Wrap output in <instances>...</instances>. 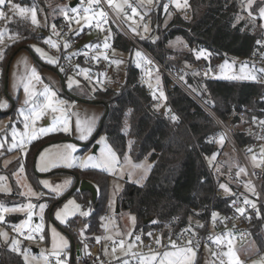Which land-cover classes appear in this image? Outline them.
<instances>
[{
  "label": "trees",
  "instance_id": "obj_1",
  "mask_svg": "<svg viewBox=\"0 0 264 264\" xmlns=\"http://www.w3.org/2000/svg\"><path fill=\"white\" fill-rule=\"evenodd\" d=\"M13 1L28 6L44 5L43 0ZM248 1L187 0L190 17L185 19L179 12L171 10L172 18L165 25L161 14L160 28V5L157 4L146 15L150 18L149 32L137 38L165 68L179 76L180 82L193 96L222 121L232 118V109L250 116L259 115L264 108V83L219 80L204 76L199 67H208V64L203 59H197L194 51L209 52V62L212 65L228 56L249 58L257 47L258 38L264 33V27H261L263 22L259 17L264 0H254L248 10H245ZM243 15L247 17L243 19ZM57 19L59 18L54 22ZM9 28L15 32L20 30V34L28 38L13 41L3 51V56L7 59L2 70L3 79L10 57L13 58L16 55L14 53L21 49L30 50V43L43 38V34L37 35L26 20H17ZM104 34L107 35L106 42L112 50L129 55L125 61L123 77L116 70V58L112 56L114 67L108 77H101L95 84L79 79V87L69 91L63 89L61 95L79 103L102 107L103 113L95 132L101 125L99 134L105 135L108 144L119 157L127 153L133 162L147 159L151 164L141 185L126 182L124 190L117 197L119 209L124 207L135 216L134 234L146 231L151 226L163 229L165 233L170 232L173 236L183 231L200 234L207 230L212 213L219 216L218 223L226 217L228 204L234 198L232 193L242 195L239 188L225 179L215 178L211 173L213 166L225 164L221 155L226 145L232 146L222 135L212 116L177 85L165 91L166 106L174 112L175 119L157 114L154 97L146 92V86L139 80V64L137 66L131 58L133 52L139 51L112 20L107 21ZM70 36L78 35L70 31ZM175 37L185 41L186 50L174 51L166 47L167 42ZM97 41L101 43L100 40L95 42ZM141 60L140 54L138 62ZM64 75L66 74L63 73L62 76ZM163 81L167 85L170 79L163 76ZM244 133L240 132L236 136L241 148H245L251 140V135L246 136ZM88 141L89 139L85 143ZM218 141H223L221 146ZM49 142L33 141L22 160L26 174L34 185V156ZM91 145L92 143L84 147ZM212 157L214 159L210 161ZM17 164L16 161L11 165L10 171L0 170L8 175L11 183L13 180L9 175L18 167ZM63 173L72 176L71 189L76 178L86 179L97 188L98 198L95 203L91 202L88 192L76 190L71 193L77 196L81 206L91 207V214L84 220V233L87 238L95 240L93 236L99 233V219L104 213L109 176L93 169L55 170L48 176L57 177ZM221 185L228 189L230 196L217 193V189L222 188ZM12 186V194H0V206L19 201L16 192L18 188L13 183ZM57 200L46 198L52 208L60 202ZM147 219H151V222L144 224ZM77 222V218H73L63 227L72 245L75 237L71 230ZM245 231L246 239L252 240L256 247L253 256L264 252V208L260 209L259 217L253 219ZM0 264L24 262L7 244L0 243Z\"/></svg>",
  "mask_w": 264,
  "mask_h": 264
},
{
  "label": "rangeland",
  "instance_id": "obj_2",
  "mask_svg": "<svg viewBox=\"0 0 264 264\" xmlns=\"http://www.w3.org/2000/svg\"><path fill=\"white\" fill-rule=\"evenodd\" d=\"M71 1L73 0H43L44 5L33 4L28 6L19 4L12 0L13 3L19 5L21 8L29 9V11L23 15L17 11L11 10L10 6L7 4L3 7H0V11H3L6 15L5 19H0V33L3 34L2 39H0V170L3 172L10 171L12 169L11 165L17 161L18 167L9 176L12 177L13 185L18 188L16 192L19 196V201L17 203L0 206V209H17L16 211L3 213V221L0 222V233H5L6 236H0V243L7 244L8 248L12 249L13 241H16L15 247L19 251L14 252L17 255H20L24 264H46L45 260L47 258H56L62 253H65L69 256L71 242L67 233L63 231V227H65L68 221L73 218L84 221L91 214V207L87 205L85 207L81 206L75 194L66 196L71 191V185L73 182L71 175L63 173L60 176L53 177L48 176V174L55 170L79 171L84 169H93L102 171L109 176L106 190V200L104 203V211L108 213V217H103L100 215L99 233L93 236L95 241L102 244V257L113 264H124V261H128V264H139V259L141 256L149 257L157 252L146 251L141 245H137V241L142 240V234H134V228L136 224L135 216L124 207H121L119 212L116 213L117 197L124 190L126 182L133 183L135 185H141L149 173L151 164L147 159H143L139 162H133L127 153L123 157H119L108 144L104 134H98L91 146L84 148L81 146V144L85 143V141H83L85 139H79L80 133L76 131V121L79 119L82 125L85 123H91L93 125L95 120L97 121L96 117L98 118L100 111L101 109L103 110V108L97 105L81 104L75 100L67 99L61 95L63 89L69 91L74 87H79L80 80L77 77H72L69 75L62 76V68L58 63V51L55 50L51 52L47 49L48 44L45 43V40L50 38L44 35L47 30L53 28L54 20L56 18L64 19L70 25L71 31H74L79 37L82 36V44L88 45L92 42H95L96 40H100L101 45L104 46V44L107 43V35L104 34V28L101 25L98 27L96 21L93 19L86 22L84 9H89L92 5L89 4L88 0H79L77 5H75L73 8L69 7V3ZM104 1L106 2V0ZM253 1L254 0H251L250 5L249 1L246 2L245 10H248ZM130 3L135 4L134 8L136 9V16L144 17L145 15H148L151 9L154 8L155 5L159 3V1L152 0V2L149 3L148 0H113V4L111 5L113 13L120 21L122 19L123 21L130 23L131 26L128 25L127 29L131 35L135 36L136 38L145 36L149 32V25H140V23L135 22L133 14L130 16L124 14V8ZM177 3L180 4L179 8L176 7ZM106 4L109 5L108 3ZM116 5L120 6L119 11L117 10ZM172 7L175 11L182 13L185 10H189V7L187 6V0H173ZM261 8H264V5ZM33 9L35 10L37 20V24L35 25L32 23ZM73 9H76V11L74 12ZM162 9V16L164 19L163 24L165 25L172 18V13L171 10H168L165 8V6ZM80 10L83 11V14L81 15H79ZM101 11L103 12L101 8L96 10L98 17V13ZM65 12H67L68 18L65 17ZM87 15L91 17L92 12L89 11ZM182 17L185 19L189 18L184 15ZM246 17L247 15L242 16L243 19ZM21 19L28 21L30 26L34 29V31H36L37 35L42 33L43 38L41 40H36V42L34 41L30 43V50L21 49L17 53L15 52L16 55L11 61L10 59L8 60L7 64L9 67L7 72V81L5 84L3 79L4 71L2 70L4 69L3 67L7 62V59L3 56V51L13 41L28 38V36H22V34H20V30L15 32V30L12 31L9 28L10 24H14L17 20ZM261 20L264 24V19ZM89 23L91 26H89ZM34 35L36 38L35 32ZM50 40L55 42L53 39ZM166 47L174 51H183L187 49L185 41L179 37L169 40L166 44ZM36 48L41 49V51L46 54V57L54 59L57 61V63L52 64L46 62V59H43L41 55L35 51ZM194 55L197 59H203L206 61L210 70V78L212 79L250 82L264 80V74L262 71H259L261 66H259L255 61H252L250 58L228 56L212 65L209 62V52L205 50H199L194 51ZM112 56L116 58V70L119 71L121 77H123L124 66L126 64L125 61L129 58V55L112 50ZM131 58L138 66L140 62H138L139 56L136 52H133ZM242 65H247V70L245 73L240 72ZM32 69H35L41 77V82H33L34 90L39 93L43 92L45 87H48L51 91L56 93V96L53 98L54 100H62L66 102L63 105H58V107L66 109V111H58L55 113L48 111L42 119L36 122L35 125H32L31 121H29V127L25 129V121L23 117L19 115V113L21 111L26 112L32 103V101H30L29 104L24 103L26 96L23 89V83L27 82ZM166 70L177 79L175 82H173V85H177L187 92L188 95H190L207 113H209V110L184 87V85L180 82L179 76L175 75L167 68ZM253 70H256V80L233 78L243 77L247 75V72H251ZM157 73L158 72L154 73L153 76L157 78L154 82L150 83V85L159 84L163 87L162 74ZM69 77H71L73 81L71 87H69ZM154 95L155 94H153V96ZM157 95V97L161 98L162 100L161 104L165 105V91L162 90ZM34 101L36 103H44V97L37 95L34 98ZM64 117L69 120L71 128L70 133L66 134L65 132L59 130L51 131L47 134H41L39 132L40 128L42 127L52 128L53 120L55 118ZM33 130H35L37 133V137L35 139H31L30 142L26 140L25 146L21 148L19 146V141L24 138L25 132H27L30 136ZM13 131L17 133L15 141L13 140ZM85 135L86 138L91 139L95 135V131H91L90 134L85 133ZM36 140H47L50 142L47 146L40 149L35 157V161L33 163V174L35 177L34 185L31 183L29 177L26 174L24 166L25 164L22 162V160L27 154L31 143ZM222 142L223 141H218V145L221 146ZM14 143L16 144L15 147H13ZM67 145H73L75 147V151L67 148ZM94 146H97L95 152H93ZM109 150L111 153L115 154L118 160V163H116L113 168L109 169L103 165L101 167H82V165L88 160L90 156L95 158L93 162H99L107 158L109 156ZM64 153L71 154L73 166H65L63 162L59 163L56 167L45 166V159L49 161L57 160L60 154ZM221 156L224 157L222 158L225 162L224 165L228 166L230 169L237 170L236 176L238 179L243 181V189L247 195H252L253 190L251 187H248L245 170L233 148L229 145H226ZM246 158L249 162V165L253 168L256 164L255 159H253L255 158L253 153L246 155ZM213 159L214 157H212V160L210 161H213ZM210 161H208V163L211 166ZM41 168H44L45 170L42 171ZM241 169H243V171H241ZM3 172H0V177L3 178L0 179V194L10 195L12 194L13 186L8 175ZM44 181L47 182L49 187H45V184L43 183ZM229 183L232 184L231 182ZM21 193H23V195ZM225 193L226 195H229V191H225ZM49 197L58 199L57 201L60 202L52 208L46 201V198ZM245 200L248 201V198H245ZM70 201L72 203H69ZM28 204H32L33 207L29 209L27 207ZM41 206H43V210H41ZM57 212L61 213V217L65 220L64 223H61V221L56 218ZM84 213H87V215H84ZM214 213L211 214L207 223V232L209 235H213L216 232V227L218 224L217 219L219 216L217 213H215L216 216L214 220ZM29 214H31L32 217L31 221L29 223H25L28 221ZM40 220H42L43 223H40ZM38 224L43 225L42 231H35L36 225ZM7 226H15L20 233H35L38 238L30 240L27 238L28 236H26L24 240H19L9 232ZM84 228L85 226L80 232L83 237H86ZM53 229H55V235L53 233ZM137 236L140 237V240H136ZM216 239L219 238L214 237L212 239L211 242L213 245L217 244L214 242ZM225 239L229 240V236H226ZM234 240L235 239H233V242H231L230 245L232 251L235 252L239 264H245V257L252 256L251 254L255 252L256 247L250 239H245L243 241ZM120 241H124L123 248L119 247ZM171 242V240L167 241L170 248L163 251L162 253H159L160 256H162L166 251L171 252L176 250L171 247ZM133 244L134 247L129 248V245ZM176 247L188 248L179 246ZM114 248L116 249L115 252L113 251ZM34 249H36L37 252H35ZM228 250L229 244H226L223 247V253L227 252ZM193 251L195 252V256L191 259V264H215L214 260L216 255H213L214 251L211 245L208 244L203 247L201 258H198L196 250L193 249ZM25 255H27V260L25 259ZM259 256L264 257V252H262ZM159 258L160 257L158 256L157 264ZM252 258H254V261L251 264H259L256 261L257 256ZM60 264H66V262H60ZM225 264H228V258L226 256Z\"/></svg>",
  "mask_w": 264,
  "mask_h": 264
},
{
  "label": "built area",
  "instance_id": "obj_3",
  "mask_svg": "<svg viewBox=\"0 0 264 264\" xmlns=\"http://www.w3.org/2000/svg\"><path fill=\"white\" fill-rule=\"evenodd\" d=\"M86 1V0H85ZM160 5V19L158 20V27H161V14L162 8L167 6L168 10H174L172 7L173 0H158ZM132 7L128 5L124 8L125 15H132V8H134L133 3H130ZM103 10L105 16L101 19L97 16L96 10ZM90 11L92 12V19L94 21L100 20V25L106 28V23L108 20L115 22V25L124 33V35L129 39V41L134 45V47L142 55V60L139 63V80L146 86V92L153 96L156 104V113L163 114L169 119L174 118V112L165 105L161 104V98L157 97L158 93L162 90L166 91L171 89L173 82L177 80L173 75H171L164 65L160 63L144 46L140 44L137 38L128 31V25L130 23L121 21L113 13L112 6L106 4L104 0H100L98 4H92L90 6ZM83 14V11H79V15ZM181 16L190 17L189 10H185L183 13L179 12ZM122 18V17H120ZM134 20L140 25H149L150 18L146 15L144 17H139L134 15ZM106 20V22H105ZM125 24V26H124ZM55 28L46 31L44 36L55 40L58 48H52L49 45L47 49L51 52L58 51V63L63 69V73L66 75L77 77L90 84L98 83L100 78L108 77L113 71V58L112 49L108 47L104 48L99 41L92 42L88 44L90 47H85L87 44H82V36H70V26L67 22L59 18L54 22ZM136 30V29H135ZM138 31V30H136ZM257 41L264 42V33ZM65 43L68 47L65 48ZM249 58L255 61L261 69H264V43L258 44L257 47L251 52ZM200 72L204 76H210V70L206 65H201L199 67ZM159 71L163 76H167L170 82L165 85L163 81V87L159 84L150 85L152 83L151 77ZM264 74V72H262ZM171 75V76H170ZM258 82L264 83V80ZM216 124L221 130L222 135L230 143L233 150L237 154L247 177L248 187L252 188V195H247L243 189V181L238 179L236 176L235 169H230L226 165H216L211 168V173L215 178L225 179L231 182L233 186L241 190V196L232 193L234 198L228 204V213L226 217L217 224L216 232L213 235H209L207 230L200 233L194 234L188 231H183L173 236L170 232L165 233L163 229L151 226L146 231L140 232L142 234V240L137 241V245H141L146 251H154L157 253H162L163 251L170 248L167 241H174L176 246L179 247H191L197 251L198 258L202 257V249L206 245H211L216 258L214 260L215 264H221L224 261L225 256L223 253V247L229 244V240L232 237H236L238 240H245L247 234L245 228L251 224L252 220L259 217L260 209L264 208V124L260 121L264 120V108L259 115L250 116L245 112H237L232 109V118L226 119L224 121L217 118L214 114L209 111ZM240 132H245L247 136L251 135V140L247 143L245 148H241L236 141V136ZM253 153L255 156L256 164L252 168L247 161L246 155ZM217 193L226 195L224 188H218ZM245 198H248V203H245ZM238 209H243V212L237 211ZM103 217H108V213L104 211ZM40 223H43L40 220ZM85 226L83 220H78L77 224L72 228L71 232L75 239L73 242V256L66 255L65 253L60 254L58 257H49L45 260L46 264H57V260L60 262H66V264H113L110 261L105 260L102 257V244L95 240H91L87 237L81 235V229ZM9 232L17 239L24 240L26 236L31 235L30 240L37 239L35 233L26 232L20 233L15 226H7ZM151 233V236L148 234ZM229 236V240L225 239ZM217 237L221 239L220 244H212V239ZM160 240V244L156 243V240ZM191 241V244H189ZM261 253L257 254V262L259 264H264V257H260ZM255 256V257H256ZM254 257V256H253ZM254 258L250 257L245 261V264H251Z\"/></svg>",
  "mask_w": 264,
  "mask_h": 264
},
{
  "label": "snow or ice",
  "instance_id": "obj_4",
  "mask_svg": "<svg viewBox=\"0 0 264 264\" xmlns=\"http://www.w3.org/2000/svg\"><path fill=\"white\" fill-rule=\"evenodd\" d=\"M89 4H98L100 3V0H88ZM149 3L152 2V0H148ZM106 3H108L110 6L113 4V0H106ZM9 5L10 9L13 11H17L19 12L21 15L27 13L29 11V9L27 8H21L19 5L15 4L12 2V0H0V7H3L5 5ZM251 4V0H249V5ZM129 7H132L131 5H128ZM117 10H120V6L116 5ZM176 7L179 8L180 4L177 3ZM165 8H167V6H165ZM73 11L75 12L76 9H73ZM90 11V9L85 8L84 9V13H85V20L90 21L92 19V17H89L87 14ZM132 14L136 15V9L132 8ZM65 17L68 18L67 16V12L64 13ZM99 17L101 19H104L105 14L101 11L100 13H98ZM251 15V13H250ZM260 17L261 19H264V8H261L260 10ZM6 15L3 11H0V19H5ZM10 19V18H9ZM79 22V21H77ZM106 22V20H105ZM32 23L35 25L37 24V20H36V14H35V10H32ZM96 24L99 27L100 26V20H96ZM89 26H91V24L89 23ZM261 27H264V24L261 25ZM53 28H55V25H53ZM2 33H0V39H2ZM45 43L48 44L50 47L52 48H58V45L53 42L52 40L48 39L45 40ZM258 44L264 43L261 41H257ZM68 45L67 43H65V48H67ZM85 47H90L88 45H86ZM109 45L107 43L104 44V48H108ZM35 51L37 53H39L41 55V57L43 59H46V62L48 63H52L55 64L57 63V61H55L54 59L48 58L46 57V54L43 53L41 51V49L36 48ZM137 55L139 56L140 54L137 53ZM247 70V65H242L240 68V72L241 73H245ZM63 71V69H62ZM255 71L253 70L251 72H247V75L243 76V77H233L235 78H244V79H250V80H256L257 76L255 75ZM259 71L264 72V69H260ZM33 82H41V77L39 76V74L36 72L35 69L31 70L30 76L27 79V82L23 83V89H24V93L26 96V99L24 101L25 104H29L30 101H32L30 107L28 108V110L26 112L21 111L19 113L20 116L23 117L24 121H25V129H27L29 127L28 122L31 121L32 125H35L37 121H39L40 119L43 118L44 115H46V113L48 111H51L53 113L58 112V111H66V109H62L60 107H58V105H63L66 102L62 101V100H54L53 98L56 96V93L51 91L48 87H45L43 92H39L37 93V91L34 90V83ZM72 78L69 77V87L72 86ZM39 95L44 97V103H36L34 101V98ZM175 119V118H174ZM261 124H264V120L260 121ZM63 131L66 134L70 133L71 128H70V124H69V120L64 117V118H55L53 120V127L52 128H48V127H42L40 128L39 132L41 134H47L48 132L51 131ZM76 131L78 133H80L79 139L83 140L86 139V135L85 133L90 134L92 131V124L91 123H85L82 125L81 121L78 119L76 121ZM13 135V140L15 141V137L17 136V133L15 131H13L12 133ZM37 137V133L35 132V130H33L32 134L29 136L27 132H25L24 134V138H22L19 141V146L21 148H23L25 146V142L26 140L28 142L31 141V139H35ZM16 144H13V147H15ZM67 148L71 149L72 151H75V147L73 145H67ZM43 159V156H42ZM255 159V158H253ZM95 160L94 157H89L88 160L82 165L83 168H87L89 166L91 167H101L102 165L104 167H107L109 169L113 168L115 166L116 163H118V160L115 156L114 153H111V151L109 150V156L99 162H93ZM63 162L65 164V166L71 167L73 166V162H72V158H71V154L70 153H64V154H60L59 158L57 160H52L49 161L47 159L44 160L45 166H50V167H56L58 166L59 163ZM41 170H45L44 168H41ZM241 171H243V169H241ZM0 179H3L2 177H0ZM45 184V187H49V185L47 184L46 181L43 182ZM70 183V182H69ZM221 187L223 188L224 185H221ZM225 191H228L227 188H225ZM23 195V193H21ZM69 203H72L71 201ZM245 203H248V201H245ZM27 207L30 209L33 207L32 204H28ZM67 207V206H66ZM17 209H8V208H3L0 209V222L3 221V213L4 212H9V211H16ZM41 210H43V206H41ZM237 211H240L241 213L243 212V209H238ZM84 215H87V213H84ZM215 216L216 214H213V219L215 220ZM31 214H29L28 217V221H26L25 223H29L31 221ZM56 218L58 220L61 221V223H64L65 220L61 217V213L57 212L56 214ZM42 219V217H41ZM22 227V226H20ZM43 229V225L42 224H38L36 225L35 231L39 232L42 231ZM53 233L55 235V229H53ZM131 235V234H129ZM149 236H151V233L148 234ZM0 236H6L5 233H0ZM27 238L31 239V235H29ZM136 240H140V237L137 236ZM217 244L221 243L220 239H216L214 241ZM157 244H160V240L157 239L156 240ZM16 241H13V247L11 250L13 251H19L16 247H15ZM189 244H191V241H189ZM231 240H229V250L227 252L222 253L224 256H226L228 258V264H239L238 258L236 257V254L234 251H232L231 248ZM65 246H66V242H65ZM119 247L123 248L124 247V241H120L119 243ZM134 247L133 245H129V248ZM171 247L176 249L175 251H171V252H164L162 256H160L159 253H154L153 255L149 256V257H143L141 256L139 259V264H157V258L158 256L159 261L158 264H191V259L194 258L195 256V252L193 251V249L191 247L188 248H177L176 244L174 241L171 242ZM115 248L113 249V251L115 252ZM127 254V253H126ZM213 255H216L215 253ZM25 259L27 260V255H25ZM57 264H60L59 259L57 260ZM124 264H128V261H124ZM221 264H224V261H221Z\"/></svg>",
  "mask_w": 264,
  "mask_h": 264
},
{
  "label": "water",
  "instance_id": "obj_5",
  "mask_svg": "<svg viewBox=\"0 0 264 264\" xmlns=\"http://www.w3.org/2000/svg\"><path fill=\"white\" fill-rule=\"evenodd\" d=\"M78 2H79V0H73V1H71V2L69 3V7H70V8H73L75 5H77ZM14 54H15V53H14ZM11 60H12V57H10V61H11ZM10 61H9V62H10ZM8 67H9V65L7 64V65H6V68H5V77H4L5 84H6V81H7ZM5 89H6V85H5ZM100 129H101V125L99 126L98 131L95 132V135H94L91 139H89L88 142L81 144V146L84 147V146H87L88 144L93 143L95 137L99 134ZM68 140H70V139H68ZM48 144H49V143L44 144L40 149L44 148V147L47 146ZM96 148H97V146H94V147H93V152L96 151ZM40 149H39V150H40ZM36 155H37V153H36L35 156H34L33 163H34V161H35V157H36ZM75 177H76V176H75ZM76 190L79 191V192H88V193L90 194V197H91L90 199H91V202H92V203H95L96 200H97V198H98V191H97V188L95 187V185H93L90 181H88V180H86V179H81V180H79V179L76 178V182H75L73 188L71 189V191H70L66 196L70 195L71 193H73V192L76 191ZM118 212H119V205H118V203H117L116 213H118ZM35 221H36V220H35ZM150 222H151V219H147V220L144 221V224H148V223H150ZM34 251L37 252L36 249H34ZM72 256H73V248H71V257H72Z\"/></svg>",
  "mask_w": 264,
  "mask_h": 264
},
{
  "label": "crops",
  "instance_id": "obj_6",
  "mask_svg": "<svg viewBox=\"0 0 264 264\" xmlns=\"http://www.w3.org/2000/svg\"><path fill=\"white\" fill-rule=\"evenodd\" d=\"M156 76H157V75H156ZM156 78H157V77L152 76V78H151L152 82H154ZM81 104H83V103H81ZM102 113H103V110L101 109L98 118L96 117L97 121L95 120V122H94L93 125H92V128H93L92 131H95V129H96L98 123H99V120H100V118H101V116H102ZM88 139H89V138H86V139L83 140V141H87ZM233 239H235L234 241H237V240H238V239H236V237H232V239H231L232 241H231V242H233ZM240 241H241V240H240ZM71 248H73L72 243H71V246H70V249H69V255H71ZM254 253H255V252H253L251 255L253 256ZM252 256H247V257H245L244 263H245V261H246L248 258H250V257H252Z\"/></svg>",
  "mask_w": 264,
  "mask_h": 264
}]
</instances>
